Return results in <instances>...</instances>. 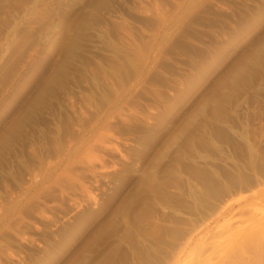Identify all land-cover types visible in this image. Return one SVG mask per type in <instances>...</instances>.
<instances>
[{
    "label": "rangeland",
    "instance_id": "374dc122",
    "mask_svg": "<svg viewBox=\"0 0 264 264\" xmlns=\"http://www.w3.org/2000/svg\"><path fill=\"white\" fill-rule=\"evenodd\" d=\"M0 264H264V0H0Z\"/></svg>",
    "mask_w": 264,
    "mask_h": 264
}]
</instances>
